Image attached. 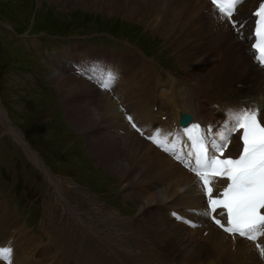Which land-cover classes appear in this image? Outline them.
I'll return each mask as SVG.
<instances>
[{"label":"bare ground","instance_id":"bare-ground-1","mask_svg":"<svg viewBox=\"0 0 264 264\" xmlns=\"http://www.w3.org/2000/svg\"><path fill=\"white\" fill-rule=\"evenodd\" d=\"M58 4L64 9H71L74 7H81L85 10L101 11L108 15H118L124 19L136 22L140 25L146 26L164 37H171V33H179L175 26L172 15L167 11V6L170 0H49ZM208 37V35H206ZM199 38H195L194 42L182 41L177 42V48L183 51L186 47L188 52L196 49ZM194 53V54H195ZM197 53L195 56L197 57ZM193 54V55H194ZM204 73L209 71L207 66L203 68ZM199 79L198 72L193 71ZM58 86V91L61 99L65 102L69 97L81 95L83 93L93 94L95 89L84 79L69 75L67 72L55 73ZM199 75V76H198ZM258 78L264 82L261 75L252 70L250 60L246 55L240 53L234 64L221 76V79L216 82L214 79L208 86V77L203 74L200 77L201 84L205 88L207 97H219L223 92L225 86L234 80L243 82L245 78ZM53 77V76H52ZM136 94L141 96L140 89L143 81L150 82L147 74L144 75L143 80H132ZM217 84V87L215 88ZM255 90L257 87L255 86ZM188 107L178 108L181 111L186 109L196 108L193 102L187 101ZM111 100L105 96L103 97L100 109L95 108V99L88 101L73 100L68 105H64L67 109V119L72 129L77 132L89 133L93 128L104 124L105 119L114 115ZM74 105H79L74 107ZM78 108L81 111H77ZM134 108L140 109V112L147 113L145 104L136 103ZM172 108L175 109V103L172 99ZM152 115V113L150 112ZM86 143L89 146V152L99 158L100 163L103 164L107 171L115 176H122L131 174L128 169L130 161L133 157L142 158V154L147 150L145 143L139 141L137 137L129 140L128 152L126 162H121L120 159V143L119 137H109L107 134H102L96 137H86ZM164 195H158L152 200L154 202H162ZM65 213L70 216L72 228L74 232L82 231V233L94 236L97 240L109 249L114 255V249L119 251L126 259L127 263L131 264H225L231 257L230 255V240L227 236L218 231H214L211 237V252L206 253L204 249L199 247L193 240H180L176 234L169 235L168 232L162 230L158 225L146 226L143 231L136 229L132 224L126 221L125 224L119 222L116 216L108 213L103 209H95V213L99 219L100 225L103 227V235L94 233L85 223L79 218L76 210H65ZM2 224L0 223V234L4 230L12 232L21 240L25 252H30L29 255L17 250L19 259L23 260L25 264H43L52 261V264H78L76 257L70 256L68 259L59 257L60 249H57V243H54L49 235V241L41 249L33 248L34 236L26 233L24 230L17 231L16 221L14 216L5 212L0 216ZM154 235V236H153ZM33 236V237H32ZM116 241L118 244L114 243ZM39 244V243H36ZM35 258V259H33ZM115 264H122L120 261H115ZM129 264V263H128Z\"/></svg>","mask_w":264,"mask_h":264},{"label":"snow or ice","instance_id":"snow-or-ice-1","mask_svg":"<svg viewBox=\"0 0 264 264\" xmlns=\"http://www.w3.org/2000/svg\"><path fill=\"white\" fill-rule=\"evenodd\" d=\"M243 3L244 0H211L220 18L227 21L235 31L243 28V24L234 18ZM254 15L258 18L254 30V37L257 39L252 44V49L255 50L252 54L254 61L264 69V0L258 4ZM97 71L99 76L95 75ZM93 73V78L105 89L118 78V73L111 68L103 70L94 66ZM128 119L132 121L131 116ZM228 120V137L222 136L220 143L211 140L210 129L201 130L199 136H194L192 130L185 129V134L192 141L191 147L199 146L200 149L195 153H186V160L176 154L167 135L157 132L149 139L162 150L174 154L175 159L184 160L185 166L195 173L198 178L196 185L206 198L207 208L203 215L211 218L215 225L233 239L240 237L255 242L260 257L264 258V242H258L264 241V109L257 105L236 108L230 111ZM132 126L136 127L134 123ZM192 129L200 130V125L194 124ZM236 132H240L242 149L237 157H233L226 153ZM216 178L226 180L223 191L214 190L210 186ZM172 215L177 219H184L176 213ZM13 252L10 242L0 246V261L3 264H13Z\"/></svg>","mask_w":264,"mask_h":264},{"label":"rangeland","instance_id":"rangeland-1","mask_svg":"<svg viewBox=\"0 0 264 264\" xmlns=\"http://www.w3.org/2000/svg\"><path fill=\"white\" fill-rule=\"evenodd\" d=\"M0 21H4L6 24H9L13 29H15V31L18 32L21 30V32L25 34L41 30H55L59 33H73L77 32L80 24L85 21L91 25H96L102 31L118 30L121 25H140L118 15H108L101 11L85 10L78 6L71 9H64L49 0H0ZM21 50V48H16L11 45L6 38L0 36V65H7L9 67L16 65L31 66L36 67L37 69L43 67L39 64L37 66V64L29 59L26 53ZM43 71H46L44 74L46 76L48 75L49 80L53 81V83H57L55 72L53 73L49 69H43ZM1 83L4 85V82ZM44 100L46 103L47 99ZM49 111L53 113L57 120L66 129H68L70 133H75L74 131L76 130L72 129L68 123L66 110L61 109L60 106H54L52 108L49 106ZM14 118L17 120L24 118L27 119V114L23 110L17 111ZM77 133L81 134L82 132ZM65 136L67 135L65 134ZM100 165L104 168L102 170L104 174L105 171L108 174H111L106 170L103 164L100 163ZM57 172L63 174L65 172V165H58ZM95 209L96 208L93 209V212L97 217ZM32 222V219L28 220V224H31ZM72 231L74 236L77 237L79 235L78 233L76 234L74 230ZM128 263L131 264L132 262Z\"/></svg>","mask_w":264,"mask_h":264}]
</instances>
